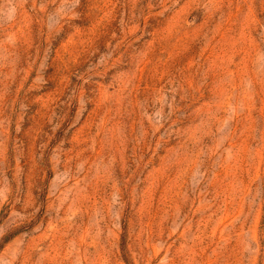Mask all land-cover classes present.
Instances as JSON below:
<instances>
[{
  "label": "rangeland",
  "instance_id": "374dc122",
  "mask_svg": "<svg viewBox=\"0 0 264 264\" xmlns=\"http://www.w3.org/2000/svg\"><path fill=\"white\" fill-rule=\"evenodd\" d=\"M0 264H264V0H0Z\"/></svg>",
  "mask_w": 264,
  "mask_h": 264
}]
</instances>
